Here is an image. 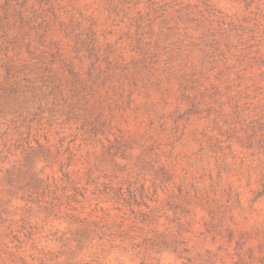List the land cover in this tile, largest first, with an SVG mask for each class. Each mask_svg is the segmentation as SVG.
Listing matches in <instances>:
<instances>
[{
    "label": "rangeland",
    "instance_id": "374dc122",
    "mask_svg": "<svg viewBox=\"0 0 264 264\" xmlns=\"http://www.w3.org/2000/svg\"><path fill=\"white\" fill-rule=\"evenodd\" d=\"M0 264H264V0H0Z\"/></svg>",
    "mask_w": 264,
    "mask_h": 264
}]
</instances>
